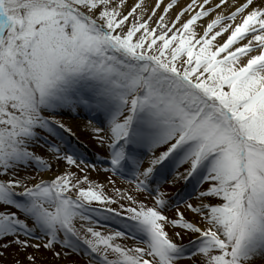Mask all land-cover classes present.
Returning a JSON list of instances; mask_svg holds the SVG:
<instances>
[{"label": "snow or ice", "instance_id": "6c2138e0", "mask_svg": "<svg viewBox=\"0 0 264 264\" xmlns=\"http://www.w3.org/2000/svg\"><path fill=\"white\" fill-rule=\"evenodd\" d=\"M60 261L264 264V0H0V264Z\"/></svg>", "mask_w": 264, "mask_h": 264}, {"label": "rangeland", "instance_id": "374dc122", "mask_svg": "<svg viewBox=\"0 0 264 264\" xmlns=\"http://www.w3.org/2000/svg\"><path fill=\"white\" fill-rule=\"evenodd\" d=\"M184 1L186 0H181V3ZM145 2L148 4H152L154 0H145ZM165 2H167V0H165ZM62 119H64L66 123H69L73 126V131L76 132L77 136L79 137V141L82 142V143L77 142L78 147L80 148L81 151L84 152L85 156L88 159V162L97 163L99 167H103V165H100L99 161L96 160V157L97 156L103 157L105 155V150L98 148L94 143V141L91 139L89 134H85L84 132L81 131L79 127H76V125L81 123V121L79 119H74L71 116H65ZM108 175L110 174L104 172H91V176L93 179H98L101 181L104 180V178ZM115 179L117 181V186H122V187L127 186L125 181L121 180V178L116 177ZM168 215L171 216L172 212L169 211ZM111 227L113 226L111 224H108L105 228H102V230H107V228H111ZM58 264H66V262L60 261L58 262ZM185 264H187V262H185Z\"/></svg>", "mask_w": 264, "mask_h": 264}, {"label": "bare ground", "instance_id": "6f19581e", "mask_svg": "<svg viewBox=\"0 0 264 264\" xmlns=\"http://www.w3.org/2000/svg\"><path fill=\"white\" fill-rule=\"evenodd\" d=\"M184 2H186V1H184ZM184 2H182V3H184Z\"/></svg>", "mask_w": 264, "mask_h": 264}]
</instances>
